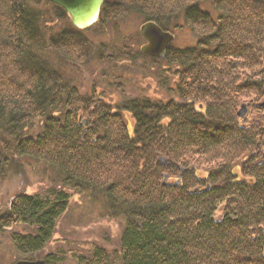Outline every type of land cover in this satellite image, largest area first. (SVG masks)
I'll use <instances>...</instances> for the list:
<instances>
[{
    "label": "trees",
    "instance_id": "obj_1",
    "mask_svg": "<svg viewBox=\"0 0 264 264\" xmlns=\"http://www.w3.org/2000/svg\"><path fill=\"white\" fill-rule=\"evenodd\" d=\"M206 1L103 0L79 29L47 0H0V180L22 159L58 179L0 210V231L30 228L11 233L19 261L42 253L72 191L123 222L118 250L77 264H264V0H210L214 15ZM132 13L195 36L166 49L174 96L82 92L62 68L90 58L85 31Z\"/></svg>",
    "mask_w": 264,
    "mask_h": 264
},
{
    "label": "rangeland",
    "instance_id": "obj_2",
    "mask_svg": "<svg viewBox=\"0 0 264 264\" xmlns=\"http://www.w3.org/2000/svg\"><path fill=\"white\" fill-rule=\"evenodd\" d=\"M201 5L214 15L210 0ZM142 22L139 15L132 13L118 20L116 25L110 23L105 30L99 25L87 29L85 34L91 42L90 58L79 66L64 65V74L82 92L93 87L111 103L117 102L118 97L122 101L123 98L137 96L156 100L174 96L172 87L175 76L166 69L169 65L163 59L152 58L140 51V46L145 42L139 34ZM59 23L60 27L67 25L68 20ZM172 32L174 39L170 44L175 47L195 43V36L186 26L172 29ZM101 56L104 58L101 59ZM26 133L34 136L36 132ZM13 170L12 174L7 173L0 180L1 211L13 196L41 192L58 180L50 169L36 162L28 163L25 159L15 163ZM70 194L67 211L58 219L50 241L42 253L36 255L38 257L34 256L35 260L42 259L47 253H57L61 256L57 264H77L76 257L88 255L93 246L103 247L108 252L118 250L122 220L109 216L100 198L72 191ZM29 230V227L19 224L7 231H0V264H16L19 261L11 242V233H26Z\"/></svg>",
    "mask_w": 264,
    "mask_h": 264
},
{
    "label": "water",
    "instance_id": "obj_3",
    "mask_svg": "<svg viewBox=\"0 0 264 264\" xmlns=\"http://www.w3.org/2000/svg\"><path fill=\"white\" fill-rule=\"evenodd\" d=\"M57 6H60L69 15L71 23L84 29L93 25L98 18L99 10L103 0H47ZM139 34L145 40L140 46V51L155 59L165 57L168 45L174 39V33L163 30L154 21H145L139 26ZM264 107V99L260 103ZM247 112L244 104L238 109V116L243 117ZM16 264H47L42 259L20 260Z\"/></svg>",
    "mask_w": 264,
    "mask_h": 264
}]
</instances>
